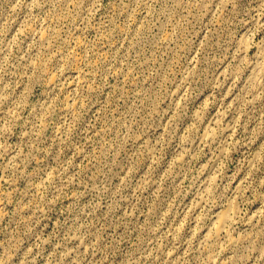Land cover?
Masks as SVG:
<instances>
[{
    "label": "rangeland",
    "instance_id": "1",
    "mask_svg": "<svg viewBox=\"0 0 264 264\" xmlns=\"http://www.w3.org/2000/svg\"><path fill=\"white\" fill-rule=\"evenodd\" d=\"M261 64L264 0H0V264H264Z\"/></svg>",
    "mask_w": 264,
    "mask_h": 264
},
{
    "label": "bare ground",
    "instance_id": "2",
    "mask_svg": "<svg viewBox=\"0 0 264 264\" xmlns=\"http://www.w3.org/2000/svg\"><path fill=\"white\" fill-rule=\"evenodd\" d=\"M246 44L248 43L246 42ZM245 48L247 49L248 46ZM250 78L254 83L261 82V80L264 78V64L253 66ZM50 81L52 83L55 81L53 75L51 76ZM208 135L210 136V134H206V136ZM237 210L238 209L236 205L232 201L225 208L216 212L212 219L211 227L207 230L205 235V241L207 242L206 246H208V248H211L217 244L223 236H226L229 242L236 243L237 240L232 237L231 225L235 215L238 213Z\"/></svg>",
    "mask_w": 264,
    "mask_h": 264
}]
</instances>
